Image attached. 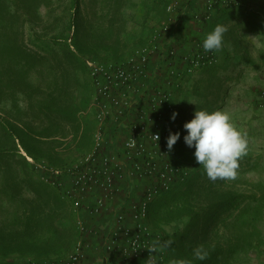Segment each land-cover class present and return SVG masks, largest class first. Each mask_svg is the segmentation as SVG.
<instances>
[{
  "label": "rangeland",
  "instance_id": "rangeland-1",
  "mask_svg": "<svg viewBox=\"0 0 264 264\" xmlns=\"http://www.w3.org/2000/svg\"><path fill=\"white\" fill-rule=\"evenodd\" d=\"M159 4L0 0L1 259L33 264L70 253L74 215L41 180L35 162L74 157L71 144H64L84 123L79 147H91L93 128L83 118L92 93L87 61L115 60L144 43L158 26L153 23L165 18ZM226 9L207 24L181 27L185 47L187 38H203L217 24L227 31L218 63L188 75L178 99L180 139L171 155L191 162L190 174L196 173L152 205L150 225L160 234L167 264H201L198 247L204 258L216 253L217 264H264V29L247 17L264 16V0H238ZM201 108L228 112L248 134V154L235 179L209 180L184 141V123ZM87 238L100 244L93 234ZM101 252L93 249L83 264H94Z\"/></svg>",
  "mask_w": 264,
  "mask_h": 264
},
{
  "label": "built area",
  "instance_id": "built-area-1",
  "mask_svg": "<svg viewBox=\"0 0 264 264\" xmlns=\"http://www.w3.org/2000/svg\"><path fill=\"white\" fill-rule=\"evenodd\" d=\"M162 1L166 16L145 43L115 60L87 61L92 93L83 118L93 128L91 147H79L84 123L64 144H71L74 157L62 164L35 162L41 180L70 204L77 239L68 255L33 264H83L99 248L100 264H167L160 234L149 223V207L190 174L167 148L170 132H177V93L187 75L219 60L217 51L203 49L204 36L190 42L186 37L185 50L172 42L187 17L207 24L238 0ZM90 234L99 245L88 240Z\"/></svg>",
  "mask_w": 264,
  "mask_h": 264
},
{
  "label": "clouds",
  "instance_id": "clouds-1",
  "mask_svg": "<svg viewBox=\"0 0 264 264\" xmlns=\"http://www.w3.org/2000/svg\"><path fill=\"white\" fill-rule=\"evenodd\" d=\"M226 31L225 26L217 24L205 34L203 49L206 52L221 50ZM176 115L173 113L172 119ZM183 128L186 130L184 141L188 147L195 149V159L209 180L237 177L239 161L248 154L249 140L248 134L236 126L228 112L222 109H196L193 118L186 121ZM155 138L159 140L158 135ZM179 139V132H170L167 138L169 151ZM201 252L199 247L194 249L197 258L202 260L204 255Z\"/></svg>",
  "mask_w": 264,
  "mask_h": 264
},
{
  "label": "trees",
  "instance_id": "trees-1",
  "mask_svg": "<svg viewBox=\"0 0 264 264\" xmlns=\"http://www.w3.org/2000/svg\"><path fill=\"white\" fill-rule=\"evenodd\" d=\"M161 1V4H159V7L161 8V14H164V17L166 16V11H165V3L162 1V0H160ZM7 7V6H6ZM232 7V6H231ZM8 9V8H7ZM9 10V9H8ZM226 10L227 9H219V11L221 12V11H223V12H226ZM245 14H247V12H245ZM248 16V23H251V21H254V22H256V21H258V24L261 26L260 28H262V29H264V16H260V15H256V14H251L250 15V13L249 14H247ZM257 19V20H256ZM254 22H253V25H254ZM253 25H250V26H253ZM146 41V40H145ZM145 41H144V43H145ZM103 58H105V57H103ZM105 59H107V58H105ZM214 65H216V64H213V65H210V66H207V67H205V68H203L202 70H205V69H208V68H210V67H212V66H214ZM191 75V74H190ZM188 76V75H187ZM187 78V77H186ZM182 89L183 88H181L180 90H179V92L177 93V97L179 98L181 95H180V92L182 91ZM178 98H177V102H178ZM216 103H218V101L217 102H215L214 104H212L211 105V107L213 106V105H216ZM210 108V107H209ZM183 117V116H182ZM177 143V142H176ZM176 143H175V145H174V148H176ZM87 146V145H86ZM177 162H180V163H183L185 166H187V167H192L193 166V164L191 163V162H189V161H185V160H182V159H178L177 157L175 158V157H173ZM50 162L51 163H54V164H61L62 163V159H54V160H50ZM195 173L196 172H191V174H190V176L188 177V179L183 183V184H181V185H179V186H177L176 188H174L172 191H170L169 193H167L166 194V196H164V197H157L151 204H150V207H149V223H150V214H151V209H152V205H153V203H155L156 201H161L162 199H164L165 197H167V196H169L170 194H172V193H175V192H177V191H179L182 187H184L185 185H187L189 182H190V180L192 179V177L195 175ZM41 181V180H40ZM42 184L43 185H47V184H45L44 182H42ZM49 189L52 191V193L53 194H55V196L58 198V200L59 201H61L62 203H64V204H67L68 206H69V208H70V204L67 202V201H65L64 199H62V197L60 196V194H59V192H58V190L57 189H55V188H52V187H50L49 186ZM70 211H71V208H70ZM71 213H72V211H71ZM73 215V214H72ZM192 220H196V219H194V218H197V216L196 215H193L192 217ZM73 222H74V216H73ZM75 225V224H74ZM75 229H76V227H75ZM75 232H76V234H77V230H75ZM217 256V254L216 253H211V254H208L204 259H202L201 260V264H217V262L219 263V261L218 260H216L214 257H215V255ZM218 257V256H217ZM0 264H14V263H12V262H9V261H5V260H3V259H1V257H0Z\"/></svg>",
  "mask_w": 264,
  "mask_h": 264
},
{
  "label": "crops",
  "instance_id": "crops-1",
  "mask_svg": "<svg viewBox=\"0 0 264 264\" xmlns=\"http://www.w3.org/2000/svg\"><path fill=\"white\" fill-rule=\"evenodd\" d=\"M153 24H158V22L155 21ZM184 25H185V26H186V25H187V26H191V27L197 26V24H195V23L193 24V23H192V20H191L190 16L187 17V21H185V23H183V26H184ZM177 30H178V29H177ZM184 30H185V28H184ZM177 33H178V34H176V36H177V41H176V42L173 41L172 43H173V44L178 43L179 46H181L182 49L185 50L186 47L183 45L185 41H183V39H182L181 36H180V35H182V34L184 35L183 29L180 28V29L177 31ZM183 35H182V36H183ZM178 99H182V96H180ZM89 222L91 223V220H89ZM92 250H93V249H92ZM92 250L90 251V255H91V253H92ZM94 260H95V259H94ZM99 260H100V257H99V258L96 257L95 263H96V264H100V263H99ZM95 263H94V264H95ZM91 264H93V262H92Z\"/></svg>",
  "mask_w": 264,
  "mask_h": 264
}]
</instances>
